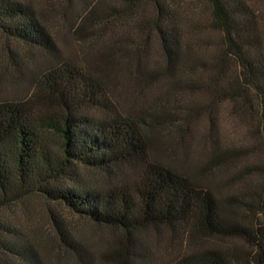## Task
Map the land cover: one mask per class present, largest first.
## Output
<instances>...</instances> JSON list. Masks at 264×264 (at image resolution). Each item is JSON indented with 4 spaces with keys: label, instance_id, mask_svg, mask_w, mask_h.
I'll use <instances>...</instances> for the list:
<instances>
[{
    "label": "trees",
    "instance_id": "1",
    "mask_svg": "<svg viewBox=\"0 0 264 264\" xmlns=\"http://www.w3.org/2000/svg\"><path fill=\"white\" fill-rule=\"evenodd\" d=\"M204 1L211 14L202 23L187 20L170 0H63L68 8L79 5L71 25L78 41L106 38L107 50L98 54L111 57L109 65L137 86L163 84L158 98L171 100L153 118H171L186 132L194 118L206 115L215 128V110L224 103L248 118L254 153H263L255 171L264 179V0ZM0 32L23 55L44 58L28 96L0 100V211L32 197L63 205L116 233L120 246L113 264H264V222L256 219L255 207L234 197L222 203L159 161L152 139L157 122L117 104L106 82L113 73L63 60L31 0H0ZM152 51L158 56L151 58ZM16 67L24 80L23 66ZM195 96L206 100L189 101ZM208 130L213 138V128ZM213 148L210 162L220 167L237 157L222 149L218 137ZM55 221L61 242L77 250L68 228ZM0 229L8 233L0 235L2 248L19 261H32L16 230L2 223ZM149 230L179 233L190 243L238 239L244 255L189 248L154 262L140 244Z\"/></svg>",
    "mask_w": 264,
    "mask_h": 264
},
{
    "label": "rangeland",
    "instance_id": "2",
    "mask_svg": "<svg viewBox=\"0 0 264 264\" xmlns=\"http://www.w3.org/2000/svg\"><path fill=\"white\" fill-rule=\"evenodd\" d=\"M31 1L42 12L44 23L63 60L69 59L82 68L102 69L105 76L106 72L113 73V82L108 74L106 82L117 104L147 122H157L152 139L157 148L155 157L159 161L201 183L222 203L233 197L238 202L249 203L255 207L256 219L264 222V179L261 172L255 171L256 166L261 164L263 153H254L255 141L248 127V118L239 116L229 103L219 105L215 110V128L206 115L194 118L195 123L186 132L175 128L171 118H153L159 114L162 104L171 100L158 98L163 84L144 83L137 86L130 75L118 71L117 65H109L107 62L112 58L103 59L98 54L101 49L107 50L103 47L105 42L102 40L106 38L89 37L78 41L80 37L71 28L78 4L68 8L63 0ZM252 1L260 4V0ZM170 3L180 5V11L187 20L204 23L210 18V7L204 0H170ZM146 9L150 14L152 6L148 5ZM10 51L16 55H11ZM149 54L151 58L158 56L156 51ZM43 60L37 53L23 55L22 50L0 32V100L29 94L31 81ZM16 64L23 66L26 76L24 80H21ZM205 100V97L195 96L189 101L203 104ZM172 106L171 104L170 109L174 107ZM177 106V110L181 108L180 105ZM210 128L214 130L213 138L207 133ZM217 137L223 150H233L237 156L227 159L222 167L210 162ZM168 151L169 154H166ZM55 220L68 228L76 241L77 250H72L61 242L57 229L59 224ZM0 223L16 230L17 241L27 248L32 259L19 261L0 244V264H113L114 254L120 246L116 233L95 227L65 206L46 202L40 197H32L4 208L0 211ZM0 235L5 237L8 233L0 229ZM140 237L142 248L154 257V262L171 260L177 253L186 252L189 248H216L238 257H243L245 250L242 241L238 239H204L190 243L185 242V237L179 233L172 235L167 231L158 234L151 230L142 233Z\"/></svg>",
    "mask_w": 264,
    "mask_h": 264
}]
</instances>
